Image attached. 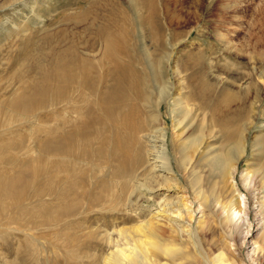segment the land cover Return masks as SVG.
<instances>
[{
  "label": "rangeland",
  "instance_id": "374dc122",
  "mask_svg": "<svg viewBox=\"0 0 264 264\" xmlns=\"http://www.w3.org/2000/svg\"><path fill=\"white\" fill-rule=\"evenodd\" d=\"M118 2L134 18L135 39H128V46L137 49L135 63L139 69H148L146 94L137 104L139 112L130 123L119 119L121 134L127 139L132 132L137 141L132 145L135 153L146 155L149 136L156 127L166 131L168 142L185 140L189 153L194 145L188 136L200 126L204 143L210 132L225 123L235 126L246 141L248 154L253 142L256 147L264 141V0H158L157 23L149 27L153 35L159 34L157 41L139 20L144 11H130L129 6H136L134 1ZM109 8L110 0H0V173L18 171L26 161L33 168H43L26 178L28 195L23 203L12 201L10 195L0 198V264H104L106 254L128 249L133 242L130 235L135 232L130 229L139 221L129 209L132 182L127 172L139 166L136 157L132 154L130 158L134 167L114 175L115 161L110 168L95 156L57 155L55 160L68 165L50 172L49 154L40 150L50 124L46 116L51 111L59 118L64 110L61 104H42L45 96L40 91L26 96L25 102L17 100L26 82L38 75L33 69L34 57L48 56L43 61L49 63V50L67 45L95 59L100 57L103 43L89 22L94 14L102 16ZM132 123L139 126L133 130L128 127ZM215 142L223 144L226 139L218 135ZM170 152L178 156L174 149ZM39 155L40 162L36 160ZM260 159L256 155L248 160L253 170ZM246 163L243 156L231 179L243 210L228 227L215 233L218 238L220 232L225 236V256L234 257L238 264H264L257 177L250 174L242 179ZM49 172L55 176L52 182L47 178ZM79 176L85 184L76 182ZM64 179L74 180L75 194L61 201L57 190ZM64 207L69 208L61 212ZM210 210L217 220L224 218L218 205ZM135 234V240L143 238ZM66 236L75 238L72 251L64 249ZM255 240L263 246L259 254L253 252ZM124 264L131 263L125 260ZM138 264L146 263L141 259Z\"/></svg>",
  "mask_w": 264,
  "mask_h": 264
},
{
  "label": "bare ground",
  "instance_id": "6f19581e",
  "mask_svg": "<svg viewBox=\"0 0 264 264\" xmlns=\"http://www.w3.org/2000/svg\"><path fill=\"white\" fill-rule=\"evenodd\" d=\"M131 1L136 6H129L130 11H144L139 20L147 26L149 33L152 32V27L151 30L149 27L153 22L157 23L158 0ZM128 11L118 0H110L109 12L91 17L89 27L95 26L93 34L103 43L98 59L79 51L74 45L50 49L49 63L43 61L45 55L35 58L30 52L36 59L33 69L38 70V75L26 82L17 100L25 102L26 96L40 91L45 96L42 104H48V107L61 104V110H64L59 118H55L51 111L46 116L50 124L44 130L46 139L40 150L49 154L46 163L50 172L52 168L61 169L68 165L66 161L54 159L63 154L74 155L78 159L95 156L96 161L110 168L115 161L114 175L127 172L131 165L134 167L130 160L132 154L133 159L136 157L135 161L139 162L134 172L130 170L127 175L132 182L129 209L139 221L130 231L143 238L135 240L136 234L131 233L133 242L129 248H119L106 254L104 264H124L125 260L138 264L141 259L146 264H238L234 257L224 255L222 249L227 247L225 236L221 237L220 232L218 238L215 232L228 227V223L243 210L242 198L231 179L235 178L240 159L245 156L247 163L242 179L247 180L250 174L257 177L259 204L263 212L261 236H264V141L259 142L261 146L255 143L256 147L251 141L253 148L248 154L246 141L242 133L233 128L234 124L233 127L221 124L223 126H219L217 133L209 131L212 135L206 143L200 126L194 127L192 132L195 134L188 136L190 145H194L189 153L186 150L189 144L185 140L170 139L168 142L166 131L156 127L149 136L150 149L145 158L139 151L135 153L132 145L136 139L132 132L127 139L121 134L123 124L119 119H128L130 123L129 119L139 112L137 104L146 94L148 69L138 68L135 63L137 49L128 46V39H135L131 28L134 18ZM156 35L155 41L159 34ZM39 50L36 52L41 54ZM138 123L128 124V127L135 130ZM114 135L115 146L110 149ZM218 135L226 142L216 144ZM170 148L177 151L178 156H172ZM256 155L261 156V161L253 170L248 160ZM36 160L42 161L41 155ZM35 169L43 168L40 165L33 168L26 161L18 171L1 172L0 198L10 195L12 201L23 203L28 195L26 178ZM50 172L47 178L52 182L55 176ZM73 181L64 179L61 183L62 188L57 190L61 201L74 196L76 183ZM76 182L85 184L86 180L79 176ZM83 193L81 195H85ZM40 195L37 193L35 196L39 198ZM214 205H218V210L225 214L224 218L217 220L210 210ZM68 208H62L61 212ZM65 239L64 249L72 251L75 238L66 236ZM262 250V244L255 240L253 252L259 254Z\"/></svg>",
  "mask_w": 264,
  "mask_h": 264
}]
</instances>
